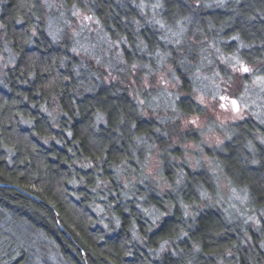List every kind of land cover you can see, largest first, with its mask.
Masks as SVG:
<instances>
[{
	"label": "trees",
	"instance_id": "obj_1",
	"mask_svg": "<svg viewBox=\"0 0 264 264\" xmlns=\"http://www.w3.org/2000/svg\"><path fill=\"white\" fill-rule=\"evenodd\" d=\"M54 5L96 19L121 50L116 78L50 34ZM229 54L264 74V0H0V264H38L43 236L68 264H264V221L255 230L212 203L208 170L168 159L177 184L164 190L144 172L155 150L194 139L178 119L205 109L193 71ZM163 68L178 84L165 107L139 87ZM262 127L236 124L240 139L215 156L260 208ZM153 208L166 212L157 223Z\"/></svg>",
	"mask_w": 264,
	"mask_h": 264
},
{
	"label": "rangeland",
	"instance_id": "obj_2",
	"mask_svg": "<svg viewBox=\"0 0 264 264\" xmlns=\"http://www.w3.org/2000/svg\"><path fill=\"white\" fill-rule=\"evenodd\" d=\"M49 13L51 35L59 38L65 31L73 39L78 51L89 56L93 65L104 68V78L107 82L116 78L115 71L122 63L120 60H123L121 50L116 48L110 37L101 32L100 24L96 19L79 11H72L69 17L66 8H60L58 5L52 6ZM0 62L3 67L9 64L1 55ZM256 67L250 66L236 54L223 56L220 63L207 61L199 64L197 70L193 71L191 91L195 94V99L205 107L204 112L199 115L178 116L183 131H193L194 139L180 144L177 139L174 140L175 145H178L172 148L178 150L179 155L171 153V156L163 157L158 150H155L154 154L148 156L144 172L152 179L155 187L164 190L169 189L174 183L177 184L178 172L171 170L168 177L164 172V165L168 163V159L175 161L171 163L174 168H177L175 166L178 164H185L189 169L204 167L216 181L212 203L219 205L224 213L235 221L245 222L251 228L259 230L264 221V208L250 201L249 192L245 188L231 184L224 173L225 164L221 165L217 163L218 160L215 161L218 159H215L217 151L232 139L231 136L236 140L240 139V134L232 135L234 126L250 118L263 126L261 131L254 135L257 146L264 150V74ZM166 68L171 70L169 66ZM166 68L151 79L144 78L143 83L139 84V87L147 88L148 97L155 99L156 102L165 103L164 107L175 96L178 85L170 80ZM244 68L248 71H243ZM232 101L236 104L233 105ZM164 214L166 212H158L155 208L149 210L150 217L156 223ZM261 234L260 245L264 247V232ZM37 241L39 246L35 247L34 253L38 264H68L57 252L54 243L46 240L44 236Z\"/></svg>",
	"mask_w": 264,
	"mask_h": 264
},
{
	"label": "snow or ice",
	"instance_id": "obj_3",
	"mask_svg": "<svg viewBox=\"0 0 264 264\" xmlns=\"http://www.w3.org/2000/svg\"><path fill=\"white\" fill-rule=\"evenodd\" d=\"M243 71L247 72V71H248V69H247V68H244V69H243ZM222 99H223V98H222ZM232 103H233V105H235V104H236V102H235V101H232Z\"/></svg>",
	"mask_w": 264,
	"mask_h": 264
}]
</instances>
